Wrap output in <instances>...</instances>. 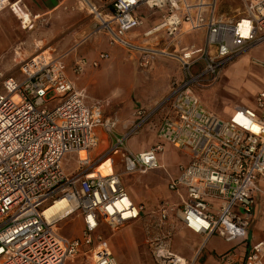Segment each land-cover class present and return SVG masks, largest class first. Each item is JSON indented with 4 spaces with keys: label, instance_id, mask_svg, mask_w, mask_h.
Instances as JSON below:
<instances>
[{
    "label": "built area",
    "instance_id": "1",
    "mask_svg": "<svg viewBox=\"0 0 264 264\" xmlns=\"http://www.w3.org/2000/svg\"><path fill=\"white\" fill-rule=\"evenodd\" d=\"M98 22L110 46L134 49L141 67L156 55L177 60L181 75L173 77L162 106L167 114L157 128L159 141L144 151L125 149L123 171L101 173L88 151L99 143L101 127L113 142L100 156L121 148L125 138L149 118L139 120L121 137H114L115 119L105 118L99 105H89L82 90L74 87L65 69V53L49 48L23 59L21 76H5L0 90V264H68L84 258L87 264H117L99 226L116 228L136 221L142 210L121 183L125 172H145L159 167L164 143L183 151L188 160L168 188L182 193L169 210L184 226L205 238L216 234L227 241L244 239L258 197L264 193V88L257 91L254 106L236 105L223 119L202 104L196 94L216 83L225 65L236 56L264 42V0H241L237 15H216V0H78ZM159 11L145 30L140 8ZM8 9L20 17L23 27L32 15L21 0H0V12ZM24 17L28 22L24 23ZM244 21L247 33L243 34ZM204 30L203 42L179 47L184 33ZM155 41L154 44L151 42ZM161 41V48L158 43ZM109 58L106 50L94 59H75L74 74L97 67ZM60 99L53 108L46 104ZM85 151L84 157L80 152ZM75 154L78 166L65 169L67 156ZM183 191V192H182ZM66 199L64 215L47 218L45 210ZM48 201L45 207L41 205ZM77 213L80 234L68 237L57 224ZM154 264H191L173 253L165 242L151 243ZM232 264V254L221 255ZM241 264H264V240L252 244Z\"/></svg>",
    "mask_w": 264,
    "mask_h": 264
},
{
    "label": "rangeland",
    "instance_id": "2",
    "mask_svg": "<svg viewBox=\"0 0 264 264\" xmlns=\"http://www.w3.org/2000/svg\"><path fill=\"white\" fill-rule=\"evenodd\" d=\"M237 7H240L237 0H222L221 12L226 16H231L236 13L235 9ZM138 13L143 16V25L138 29L139 31L150 26L154 21L153 19L160 15L159 11L151 12L144 7L140 8ZM79 15V24L85 28L78 33L74 32L76 41L70 46L65 41L60 44V40L63 39L65 34L59 32L53 35L57 24L51 23V20L47 19L46 16H37L32 21L31 26L23 27L20 20L13 14L8 12L0 14V35L7 47L4 54L0 55V90L5 76L12 75L18 78L21 76L19 67L23 59L51 46L55 48V51L66 54L64 58L66 72L72 76L77 87L84 89L87 101L99 103L102 106L103 116L115 119L116 125L113 132H127L126 130L136 122L134 111L140 106L156 103L157 100L163 97V94L157 97L156 90L159 89L160 91L168 87L170 79L179 74L180 64L173 58L156 55L148 67H141L138 54L134 49L117 45L110 46L105 33L97 29V20L85 9H80ZM183 38L178 40L179 47L190 43L199 45L203 41V33L199 31L196 37L192 34V39L189 40H186V37ZM90 39H93L91 44ZM77 42L80 43L73 49L74 44ZM151 43L154 44L155 41ZM91 45L96 48L93 52H91ZM157 47L161 48V41H159ZM101 50L108 51L109 58L107 60H103L97 67L87 66L79 75L73 73L72 62L76 56L91 58ZM261 88H264V42L247 49L230 63L228 62L218 81L199 90L197 96L208 109L213 110L221 118L228 119L234 104L253 107L255 94ZM59 100L58 98L49 101L46 107L53 108ZM160 116L161 112L158 111L143 129L137 128L133 131L124 140L121 148L113 153L115 160L118 161V172L124 169L121 163L122 148L131 151L133 142H138L144 139L145 136L146 145L148 146L156 141L154 128ZM120 128L123 130H120ZM116 136L121 137L122 135ZM106 137V141L103 144L100 141L95 148L100 151L94 155L96 160L115 142V138L111 140L108 136ZM185 158L183 152L165 146L160 161L166 167L148 172H158L161 175V177L156 174L147 176L150 177L152 188L147 180L142 181V183L140 180L148 173L125 172L122 175V182L128 191L131 192L136 188H140L156 199L154 203L145 204L147 214L143 215L139 221L116 228L107 226L103 230L104 236L109 238L112 245L117 264H152V241L165 242L170 250L174 252L179 248L176 244V238L181 236V232H185L187 229L175 223L170 227V233L168 234L167 223L160 224L155 213L157 202L160 199H167L169 194L166 188V174L164 171H177L178 164L180 161H184ZM100 160L98 159L96 164ZM73 162L74 160L71 164ZM110 162L111 159L108 157L102 161L101 167L104 171L110 169ZM138 195L142 196L140 193ZM48 204L49 202L46 201L41 207L43 208ZM57 227L58 231L65 236H77L81 231V218L77 213L68 215L59 221ZM87 263L84 258L68 262V264Z\"/></svg>",
    "mask_w": 264,
    "mask_h": 264
},
{
    "label": "crops",
    "instance_id": "3",
    "mask_svg": "<svg viewBox=\"0 0 264 264\" xmlns=\"http://www.w3.org/2000/svg\"><path fill=\"white\" fill-rule=\"evenodd\" d=\"M21 1H22L24 6L29 10V12L32 15H37L38 17L39 16H42V17L46 16L47 19L49 18V20H51V23H53L54 25L57 24V28L55 29V33L53 35H55V34H57L59 32H62V33L64 32V34H65L63 36V39L60 40V44L62 43V41H65L66 44L71 46L73 44V42L76 41V37L74 35V32L78 33L79 31L84 30V28H85V27L83 28V26H80V24H79V18H78L80 16L79 15V10L83 9V8L79 4L78 0H21ZM237 1L239 3L240 7L239 8L237 7L235 9L236 13L232 14L231 16L237 15V14H239V13H241L243 11V4H242L241 0H237ZM221 7H222V0H216V6H215L216 15H225L223 12H221V9H222ZM7 12L13 14L21 22L20 17L17 16L15 13L11 12L8 9H5V10L1 11L0 14H4V13H7ZM159 16H157L153 20L155 21ZM23 19H24V23L28 22V18L27 17H24ZM0 22H1V20H0ZM21 24H22V22H21ZM142 25H141V27H142ZM24 26L26 27V24ZM145 29H143V30H145ZM199 31H201L203 33V37H204V30L201 29ZM199 31L190 32V33H184L179 38V40L182 39L183 37L184 38L186 37V40L187 39L188 40L192 39V34H194L195 37H196ZM91 41H93V39L92 40L90 39V41H89L90 44H91ZM80 42H77L76 44H74L75 46H74L73 49H75L78 46V43H80ZM192 44H194V43H192ZM189 45H191V43L187 44L185 46H180V47H187ZM6 48H7L6 44L3 43V38L0 35V55L4 54V51L6 50ZM47 48H49L51 51H53L54 54H60L61 53V52L55 51V48H52L51 46H49ZM95 49L96 48H94L91 45V50H92L91 52H93V50H95ZM97 53L91 58H87L85 56H76L72 63H74L75 59H77L79 57H84V58H86L88 60L94 59L97 56ZM226 65H225V67H226ZM180 75H181V71H179V74L176 77H179ZM221 75H222V72H221ZM221 75H220V77H221ZM68 76L74 82V80L72 79V76H70V74ZM170 81H171V79H170ZM169 84H170V82H169ZM169 84H168V87H166L165 89H161L160 91H159V89L156 90V92H157L156 96L157 97H160L163 94V97L161 99L157 100L156 103L140 106V108H138V109H136L134 111V114H135L134 118L136 119L135 123H137V121L140 118L139 116H137V111L138 110L143 109L146 113L151 112V115L149 116V118H147L146 120H144L140 124V126H139L140 130L143 129L145 127V125H147V123L152 119V117L158 111L161 112L160 119L156 123L155 128H154V135H155L156 141L153 142L152 145H154L155 143H157L159 141V138L157 137V128H158V125H159L161 119L168 112V106L167 105L166 106H162L161 102L166 98V96L168 94ZM74 87L76 89L82 90L84 92V89L77 87L75 82H74ZM199 90H201V89H197L196 90V94L197 95L199 93L198 92ZM84 94H85V92H84ZM85 101L89 105H99L101 107V109H102V106L99 103L87 101L86 94H85ZM253 103H254V101H253ZM236 105H242V104H234L232 107L234 108ZM233 108L231 110H233ZM133 125H131L129 127V129H131L133 127ZM124 126H127V125H124ZM120 130H123V129L120 128ZM128 130H126V131H128ZM96 132H97V134L99 136V139H100L99 142L101 141V144H103L106 141V139H107L106 134L104 133V131H103V129L101 127L96 128ZM125 133L126 132H124V131H122V133L120 131L119 132L115 131V132H113V136L123 135ZM116 137H118V136H116ZM127 138H125V140ZM152 145H149V146L146 145V136H145L144 139H142V140H140L138 142L137 141L133 142V144L131 146V149L133 150V152H139V151H144V150L148 149ZM165 146H168V147H171V148L173 147L171 144L166 143V142L164 143V147ZM95 148L96 147H94V148H92V149H90L88 151V157L92 161L94 159L96 160L94 155H96L97 153L100 152L98 150V148L97 149H95ZM173 148H175V147H173ZM175 149L181 151L178 148H175ZM181 152H183V151H181ZM121 153H122L121 154V163H123V155L125 154V149L122 148V152ZM107 157L109 159H111V162L109 163V168L112 171H114V172H118V169H117L118 161L115 160V158L113 156V153L110 154L109 156H106V157H102V158L99 157V159H101L99 161V162H101L100 165H99V168L101 169V172L103 173V172H108L109 171V170L108 171H104L102 169V167H101L102 161L104 159H106ZM185 157H186L185 160L182 161V162L180 161L179 164L187 162L188 158H187L186 154H185ZM67 158H68V160H66V162H65V169H66L67 172H71L72 170L77 168L78 161H77V159L75 157V154H70V155L67 156ZM157 158H158V163H159V167L157 169L165 168L166 166L163 164V162L160 161V159L162 158V152L158 153ZM73 160H74V162H73V164H71V162ZM179 164H178V166H179ZM178 166H177V171H174V172L173 171H171V172L170 171H164L165 174H166V177H165L166 188L169 191V194H168L167 199H165V200L160 199L157 202V205H156L157 209H156L155 216L157 217V220L159 221L160 224L167 223V232H168V234L170 233L169 232L170 227L173 224H175V223H178L182 227L186 228L184 226V224L182 223V221H180V219L176 216V213H175V210H174L182 202V198H181V196H182L181 194L182 193H178V192L170 190L168 188L169 182L178 175ZM152 170H155V169H152ZM149 171H151V170H148V171H145V172H140V173H148ZM132 173H134V172H132ZM152 174H156V175L161 177V175L158 174V172H155V173L151 172V173H148L147 175H145L143 178L140 179L141 183H142V181H144V180L146 181L147 180L148 184L152 188L153 186L151 184L150 177H147V176L152 175ZM122 175H124V173ZM122 175H121V183L123 184ZM123 186L127 190V192L129 194V196L131 197L132 201L136 205H141L142 206V210L140 212V216L136 220V221H139L142 218L143 215L145 216L147 214V210H146L145 204L154 203L156 198L153 195H148V193H145L140 188H136V189H134V190H132L130 192V191H128V189L126 188V186L124 184H123ZM138 193H140V195H142V196L140 197L138 195ZM162 207H166L168 209L174 208L173 210H169V213H168L166 219H164V220H162L160 218V210H161ZM136 221H134V222H136ZM106 227H107V225L101 224L99 226V230L98 231L101 234H103V230ZM81 228H82V221H81ZM103 236H104V234H103ZM104 237L108 240V242L110 244L109 238H107L106 236H104ZM260 240H264V193H262L258 197V199L255 201V204H254V207H253L252 219L250 221V224H249L248 229H247V234H246V237L244 239H236V240H232V241H227L224 238H222L221 236L216 235V234L210 235L208 238H205L204 236H202L200 234H197V233H194L193 231L187 229V231L181 232V236L176 238V244H177V246L179 248H177L176 252H174V251H172V252L175 253L176 255L180 256L181 258L185 259L187 262H189L191 264H224L223 260L221 259V255L224 254V253L229 252V253L232 254V264H241L243 259H244V257H245V255H246V253L249 251L250 246L252 244L260 241ZM110 246L112 248L111 244H110ZM112 251H113V248H112ZM113 254H114V251H113ZM114 256H115V254H114ZM152 264H154L153 256H152Z\"/></svg>",
    "mask_w": 264,
    "mask_h": 264
},
{
    "label": "bare ground",
    "instance_id": "4",
    "mask_svg": "<svg viewBox=\"0 0 264 264\" xmlns=\"http://www.w3.org/2000/svg\"><path fill=\"white\" fill-rule=\"evenodd\" d=\"M243 27L241 26L242 28V32L243 34H246L247 33V22L244 21L243 23ZM86 155L85 151H81L80 152V156L81 157H84ZM101 162H99L95 167L96 169L95 170H98L101 172V169L99 168V165H100ZM102 173V172H101ZM68 210V202L66 199L62 198V199H58L56 200V202L51 205L50 207H48L44 214L47 218H50L52 215H55V214H59V215H64L66 213V211Z\"/></svg>",
    "mask_w": 264,
    "mask_h": 264
}]
</instances>
